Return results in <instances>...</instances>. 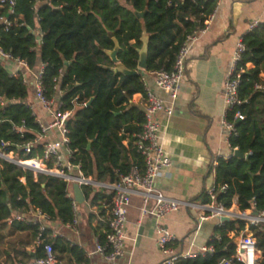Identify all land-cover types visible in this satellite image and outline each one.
<instances>
[{"label": "trees", "instance_id": "1", "mask_svg": "<svg viewBox=\"0 0 264 264\" xmlns=\"http://www.w3.org/2000/svg\"><path fill=\"white\" fill-rule=\"evenodd\" d=\"M16 0L14 12L0 11L11 21L6 30L0 24V47L13 58L26 61L30 69L43 64L44 94L58 99L63 109L71 110L66 121L71 163L79 165L84 176L99 182H115L120 173L133 166L142 167V157L134 141L141 132L144 110L130 102L134 93L146 94L141 74L124 75L114 72L115 64L100 49H112L119 44L117 58L128 70L137 69L138 49L141 47L142 23L148 33L146 70L170 69L185 37L204 26L217 0ZM142 13V16H138ZM36 28L41 31L37 42ZM245 51L237 63L241 70L238 96L241 104L228 109L225 120L233 123L231 148L247 157L218 158L215 171V202L229 208L234 197L240 211L264 210V118H259L253 104L264 98L254 90L264 71V22L242 36ZM252 67L248 68L247 64ZM62 71V74H61ZM56 79V82L55 80ZM29 88L23 75H10L0 61V142H9L6 152L19 150L22 159L40 155L41 144L23 154V145L41 134L31 107L26 103ZM90 101L88 105L87 102ZM236 112L243 115L238 119ZM51 167L52 163L48 162ZM226 184L223 193L220 186ZM63 179L19 166L0 158V264H28L44 254V243L55 248L60 240L42 231L43 241L36 242L41 225L27 220V214L40 210L51 221H71L73 199L67 195ZM89 198L92 186H83ZM112 191L92 195V202L104 200L110 210ZM203 202L210 203L209 194ZM22 216L17 219L16 216ZM245 219L236 218L216 227L220 234L235 230L236 235L247 226ZM261 252L259 264H264V225L248 224ZM103 239V236L101 237ZM36 243V244H35ZM34 244L31 255L27 246ZM207 245L213 252L192 258H178L175 264H218L230 258L236 245L232 237H213ZM60 248V247H59ZM62 248V247H61ZM64 248V246H63ZM75 262L86 263L83 252L76 246L67 248ZM58 261L60 259L56 256ZM62 264V263H61ZM232 264H240L232 260Z\"/></svg>", "mask_w": 264, "mask_h": 264}, {"label": "crops", "instance_id": "2", "mask_svg": "<svg viewBox=\"0 0 264 264\" xmlns=\"http://www.w3.org/2000/svg\"><path fill=\"white\" fill-rule=\"evenodd\" d=\"M36 4H40L37 2ZM252 21L264 22V0H217L213 17L207 21L206 30L200 33L191 43L185 62L184 76L175 98L155 87L151 71L146 77V71L141 74L145 88L153 91L171 107V114L164 112L157 115L160 125V137L165 152L171 158V163L164 168L156 179V187L168 198L181 202L178 210L157 220L153 216L140 214V195L134 193L125 224V240L123 252L114 260H108L104 254L96 250L98 243H104L105 233L110 217L108 204L104 200L92 202V195L100 190L104 193L112 191L108 182H99L89 177L93 182L89 198L79 186L83 202L75 198L74 183H67L68 193L76 205L71 221H51L46 219L44 225L48 229V237L60 240L55 248V255L60 263L75 262L68 247L76 246L83 252L87 264H166V256L156 242L155 227L157 223L164 225L175 236L170 243L171 253L191 251L198 252L208 244L213 237H232L235 243L240 235L252 233L246 228L236 235L235 230L220 234L216 227L225 222L242 218V215H252L253 209L240 211L237 198L234 197L231 206L223 217H211L200 221L199 215L211 212L213 204L203 202V194L215 188V171L218 158L228 159L234 156L237 148H231L228 138L229 130L223 120L228 110L225 100L224 83L230 69L234 47L239 39L248 33V24ZM2 64L10 75L22 74L29 92L26 103L31 107L40 127V144L61 138V132L51 126L52 117L35 99V78L41 66L34 69L19 67L13 59H2ZM115 66V65H114ZM247 67H252L251 63ZM264 82V71L259 74ZM61 90L53 97L58 99ZM132 104L144 110V97L134 93L130 99ZM259 118H264V98L253 104ZM245 156V155H244ZM63 166L69 162V156L64 147L60 149ZM52 163V161H50ZM53 166V163H52ZM68 174L77 175L75 169ZM35 212L27 214V220H37ZM40 219V218H38ZM248 231V232H247ZM247 232V233H246ZM103 236V239L101 237ZM36 244V243H35ZM64 246V248H63ZM35 245L27 246L31 249ZM60 247V248H59ZM62 247V248H61Z\"/></svg>", "mask_w": 264, "mask_h": 264}, {"label": "built area", "instance_id": "3", "mask_svg": "<svg viewBox=\"0 0 264 264\" xmlns=\"http://www.w3.org/2000/svg\"><path fill=\"white\" fill-rule=\"evenodd\" d=\"M43 0H37L42 2ZM170 2V0H169ZM16 0H0V9L5 7L6 13L12 14L14 12ZM213 17V12L204 21V26L199 28L193 34H189L185 37L184 41L179 47V50L175 56L170 69L163 67L151 71L154 76V83L160 90L169 94L173 99L176 97L180 88L182 78L184 76L185 62L190 50L191 43L197 38V36L206 30L207 21ZM0 24L7 30L11 25V21L8 19L2 11H0ZM257 21H252L248 24V31L253 30L257 26ZM35 33L37 35V42L41 41V31L36 28ZM246 47L242 39H239L234 47L230 69L224 83V94L228 109L233 106L241 104L243 101L238 96V85L240 82L241 70L237 69V63L241 60L242 54ZM13 59L19 67L28 68L26 61L20 58H13L11 54L5 52L0 47V60ZM43 64H41L38 73L35 78V99L41 106L46 109L52 117L51 126L56 127L61 132V138L54 141L42 143L41 154L28 159H22L19 157V150L8 151L4 150L5 146L9 142H0V158L13 162L19 166L27 167L34 172H40L57 176L67 183L75 182L79 186L89 185L93 181L83 175L79 165L71 163L72 151L69 148V140L67 137L66 121L71 116L72 111L63 109L62 102L59 99L47 98L44 94V85L42 81ZM62 74V71H61ZM19 74H16L17 76ZM56 82V79H54ZM23 81L25 79L23 77ZM254 90L261 92L264 95V82H254ZM58 89V87H56ZM61 94V93H60ZM164 112L166 115L171 114V107L168 106L162 98L156 95L153 91L146 88V94L144 97V120L142 123L141 132L137 135L134 141L136 152L142 157V167L133 166L129 172L120 173L119 178L109 184L112 189V196L110 200V217L108 219V228L105 233L104 243H98L96 250L105 255L108 260H114L120 256L123 252V245L125 240V224L128 214V208L130 206L131 197L134 193L140 195L141 205L140 214L145 216H153L157 220L164 218L169 213L176 211L181 206V202L166 197L157 187L156 179L160 175L161 171L168 167L171 163V158L165 152L161 137L159 134L160 125L157 118L158 113ZM238 119H243V115L240 112H236ZM225 126L229 130V133H235L236 129L233 123L223 120ZM44 128L41 127V134ZM40 144L39 137L35 140L27 142L23 145V154L31 152L32 148ZM64 147L69 156V162L66 166H63L60 158V149ZM52 161L53 166L49 167L48 162ZM75 169L77 175L73 176L68 174V171ZM226 184L220 186L221 192L226 191ZM211 198V203L215 207L211 212H203L199 215V220H205L211 217H222L227 214V208L221 203L215 202L214 188L208 191ZM76 202L72 201V207L74 209ZM37 214V221L41 223L39 227V233L36 236V242L41 243L43 241L42 231L46 228L44 222L48 219L45 213L40 210L31 211ZM244 219H247L248 223L255 226L264 225V210L258 211V214L242 215ZM17 219H22V216L17 215ZM156 242L161 252L166 256V264H175L178 258H192L198 254H205L207 252L212 253V245L202 246L198 252H181L178 254L171 253L170 243L175 240V236L164 225L157 223L155 227ZM235 253L230 258H222L218 264H232V260L237 261L240 264H259L262 255L256 247V239L252 235L242 234L235 242ZM32 253H36V247L31 249ZM44 254L30 261L28 264H61L56 258L55 252L51 243H44ZM73 264H87L83 262H77Z\"/></svg>", "mask_w": 264, "mask_h": 264}, {"label": "water", "instance_id": "4", "mask_svg": "<svg viewBox=\"0 0 264 264\" xmlns=\"http://www.w3.org/2000/svg\"><path fill=\"white\" fill-rule=\"evenodd\" d=\"M138 16H142V13H139ZM142 35H141V47L138 49V59H137V69L136 70H128L125 67H123L117 58V51L119 49V44L115 37H113L112 33H109V35L112 37V40L114 41V47L112 49H103L100 47L102 51H104L107 56L110 58V60L115 64V66L110 67L114 72H120L124 75H133V74H143V71L146 70V59H147V52H148V33L146 31L145 24L142 23ZM91 99L87 102L86 105L90 103ZM234 156L237 157H247V155L244 156L238 149H235ZM74 190L76 192L75 198L78 202H83V196L79 192L80 188L77 183H74L73 185ZM253 214H258V211L253 209ZM222 220L228 219L227 217L223 216L221 218Z\"/></svg>", "mask_w": 264, "mask_h": 264}, {"label": "rangeland", "instance_id": "5", "mask_svg": "<svg viewBox=\"0 0 264 264\" xmlns=\"http://www.w3.org/2000/svg\"><path fill=\"white\" fill-rule=\"evenodd\" d=\"M149 74H150V72L149 71H146V77L148 78L149 77ZM151 75V74H150ZM156 87V86H155ZM158 88V87H157ZM159 89V88H158ZM248 232V231H247ZM246 232V233H247ZM247 234H249V233H247Z\"/></svg>", "mask_w": 264, "mask_h": 264}]
</instances>
